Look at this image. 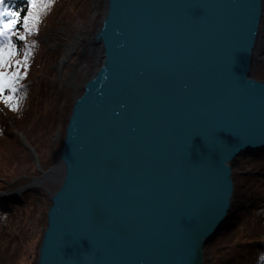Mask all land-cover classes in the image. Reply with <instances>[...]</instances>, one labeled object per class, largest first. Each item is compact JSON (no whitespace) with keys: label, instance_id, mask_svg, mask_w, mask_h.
Instances as JSON below:
<instances>
[{"label":"water","instance_id":"95a60500","mask_svg":"<svg viewBox=\"0 0 264 264\" xmlns=\"http://www.w3.org/2000/svg\"><path fill=\"white\" fill-rule=\"evenodd\" d=\"M88 45L58 163L0 192L58 186L37 264H207L264 154V0H105Z\"/></svg>","mask_w":264,"mask_h":264},{"label":"trees","instance_id":"16d2710c","mask_svg":"<svg viewBox=\"0 0 264 264\" xmlns=\"http://www.w3.org/2000/svg\"><path fill=\"white\" fill-rule=\"evenodd\" d=\"M27 2L5 0L7 7L20 11L22 15L27 12ZM61 3L62 9L67 1L52 0L34 31L27 32L22 25L17 26L15 31L26 36L25 40H20L16 35L12 39L16 45L15 59L23 61L25 54L28 59L27 67L21 65L18 68L20 79L17 81L16 93H7L15 96L16 107H9L0 100V192L12 193L30 184L34 177L41 174L39 163L46 170L58 163L74 102L84 92L87 73H94L101 65L100 61L96 64L95 59L88 54H80L79 61L70 68L77 74L73 81L65 86H54L59 65L67 59L69 48L77 46L81 29L75 23L60 19L61 12L53 16ZM89 20H92L91 14L86 21ZM88 39L90 37L83 45L86 52L89 45L84 46ZM16 70L15 66L5 69ZM255 73L264 80V56L256 66ZM58 131L60 136L56 138ZM261 157L264 160V154ZM262 160L260 168L264 167ZM260 168L255 171L258 172ZM258 177L242 164L238 167L237 199L242 201L243 198L244 201L248 198L246 205H252L256 213L247 216L244 213L234 233H225V239L220 241V238L219 244L218 241L208 248L212 250H207V264H264V175ZM53 188L57 190L58 186ZM48 196L51 198L52 193L45 188L26 192L18 202L0 195V247L7 237L9 217L13 210L24 208L33 219L36 217L34 211L37 205ZM17 237L24 248L29 236L21 233ZM21 249L14 255L12 264H17V259L21 258ZM37 260L38 257L34 264H37ZM0 264H4L1 255Z\"/></svg>","mask_w":264,"mask_h":264},{"label":"rangeland","instance_id":"374dc122","mask_svg":"<svg viewBox=\"0 0 264 264\" xmlns=\"http://www.w3.org/2000/svg\"><path fill=\"white\" fill-rule=\"evenodd\" d=\"M66 1H67V4L66 6H64V8L61 9V7H63L62 3L61 5L60 4L58 5V8L54 12L53 16L56 13L61 12L59 15L60 19L62 20L66 19L67 21L71 23H75L79 29L81 28L79 30L80 31L79 38L81 37L85 39H87L88 37L91 38L94 35V32L101 21L105 0H66ZM90 14H91L92 20L86 21L88 18V15ZM78 43L76 47L71 48V49L69 48V50L67 51L69 55L67 56V59L65 60L68 62H66L63 65L64 63V60H63L60 63L58 75L54 78V86L58 87L59 85L65 86L66 84H70L73 81V78L77 76V74L72 72L70 68H71V65L74 66L75 63L79 61V59L81 58L80 54H83L82 48H83L84 43H82V45L80 46H78ZM263 56H264V52L261 56L262 60H263ZM93 58L95 59L96 64L100 61V59H97V57H93ZM96 64L94 65L96 66ZM85 65H86V62L85 64H82L81 67L83 68ZM92 74L93 72H90V73L88 72L87 73L88 76L87 75L86 76L89 78ZM61 77L64 79V82H62ZM59 136H60V131L57 132L56 138H58ZM259 158L262 159L261 156L260 157H246L241 160V163L245 162L244 165L247 167V169H249L251 173H254L255 170L259 169L261 166L259 162L260 160ZM262 162H264V160H262ZM40 167H41V170L47 171L46 169L42 168L44 167V165L42 166V164H40ZM41 174L39 176H41ZM257 175H259V177L264 175V167L258 171ZM54 186L55 184H51V183L47 184V187L51 191H55L53 188ZM51 191L49 192L51 193ZM8 198H11L12 200H14V197H8ZM241 200L242 201L237 199V210H238L237 215L240 216L241 214V218H242L243 216L242 208L244 207V205H246V203H248L247 201L248 198H246V200L244 201H243V198ZM51 205H52V201H51L50 196L44 197V199L41 202H39V204L37 205V208H36L37 210L36 212L34 211V215H36V217L33 219L29 217V215L27 214V211L24 208H21L19 210L17 209L15 211L13 210L12 214H10V217H9L7 237L1 243V247H0V255L2 256L4 260V264H12V259H14V255L17 254L18 250L21 249L22 244L17 237L21 233L27 234L29 236V239H27L24 242V248L22 247L20 251V254L22 256L21 258L19 257L17 259V264H34L35 263L34 260L39 255V248L41 246L43 236L47 228V214H48V211ZM248 207L250 208H248V211L245 212L244 215L247 216V215L256 213L255 208L252 205H248ZM246 216L244 218H246ZM238 220L235 221L236 228H234L229 233H232V232L234 233L236 231ZM225 236L218 237L214 243L218 242L220 238H221L220 241H222L223 239L226 238ZM220 241L217 244H219Z\"/></svg>","mask_w":264,"mask_h":264},{"label":"snow or ice","instance_id":"6c2138e0","mask_svg":"<svg viewBox=\"0 0 264 264\" xmlns=\"http://www.w3.org/2000/svg\"><path fill=\"white\" fill-rule=\"evenodd\" d=\"M52 0H28L27 12L22 15L18 10L7 7L5 0H0V100H3L9 107H16L17 81L20 79L19 66L27 67L28 56L25 54L23 61L15 59L16 45L12 43L13 36L25 40L26 36L19 35L15 30L22 25L27 32L35 30L40 17L45 13ZM16 67V71H5Z\"/></svg>","mask_w":264,"mask_h":264},{"label":"flooded vegetation","instance_id":"af4514ba","mask_svg":"<svg viewBox=\"0 0 264 264\" xmlns=\"http://www.w3.org/2000/svg\"><path fill=\"white\" fill-rule=\"evenodd\" d=\"M100 61H101V59H100ZM259 159H260V158H259ZM261 160H262V159H260L259 162H261ZM263 165H264V162H263ZM260 169H262V168H260ZM255 173L258 174L257 171H255ZM248 208H249V207H248L247 205H244V207L242 208V209H243V210H242L243 214H244L245 212L248 211ZM237 213H238V211H237ZM239 217H240V218H239ZM238 219H239V220H238V222H239L240 219H241V214H240V216H238Z\"/></svg>","mask_w":264,"mask_h":264},{"label":"bare ground","instance_id":"6f19581e","mask_svg":"<svg viewBox=\"0 0 264 264\" xmlns=\"http://www.w3.org/2000/svg\"><path fill=\"white\" fill-rule=\"evenodd\" d=\"M89 40H90V39L87 40V43H86V45H85L84 47H86V46L88 45ZM81 43H82V40L79 42L78 46L82 45ZM83 43H84V42H83ZM82 49H83V48H82ZM240 164H242L244 167H246V166L244 165L245 162H243V163L240 162V163H239V166H240ZM246 168H247V167H246Z\"/></svg>","mask_w":264,"mask_h":264}]
</instances>
